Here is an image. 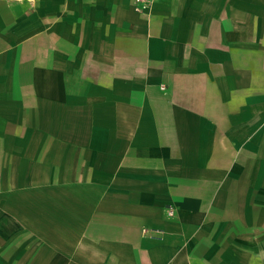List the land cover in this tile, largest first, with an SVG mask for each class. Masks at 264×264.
<instances>
[{
    "label": "crops",
    "instance_id": "1",
    "mask_svg": "<svg viewBox=\"0 0 264 264\" xmlns=\"http://www.w3.org/2000/svg\"><path fill=\"white\" fill-rule=\"evenodd\" d=\"M0 264H264V0H0Z\"/></svg>",
    "mask_w": 264,
    "mask_h": 264
},
{
    "label": "built area",
    "instance_id": "2",
    "mask_svg": "<svg viewBox=\"0 0 264 264\" xmlns=\"http://www.w3.org/2000/svg\"><path fill=\"white\" fill-rule=\"evenodd\" d=\"M154 0H133L134 3V7L136 10H141L143 8V6L147 3H150ZM168 214L171 215L172 214V210L169 208L168 210Z\"/></svg>",
    "mask_w": 264,
    "mask_h": 264
}]
</instances>
